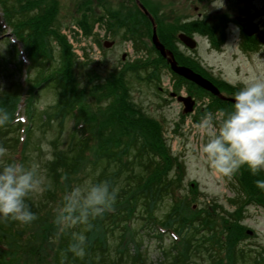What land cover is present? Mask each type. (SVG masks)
I'll use <instances>...</instances> for the list:
<instances>
[{
	"label": "rangeland",
	"instance_id": "1",
	"mask_svg": "<svg viewBox=\"0 0 264 264\" xmlns=\"http://www.w3.org/2000/svg\"><path fill=\"white\" fill-rule=\"evenodd\" d=\"M80 1L56 0L57 7L55 8L52 27L54 26L56 32L64 36L71 46V50L76 56L75 66L72 69L73 77L78 88L86 94L89 106L93 107L94 89L91 88L88 81L96 86L97 83H102V78L111 72L121 71L140 57L146 60L147 54H149V58L146 61L151 60L155 54L151 51L146 53L145 50L134 51L132 41L124 40L120 35L121 31H117V27L113 29V32L108 29L109 26L106 22L109 23V16H103L102 20L94 22L91 33L86 35L87 37L83 36V31L75 26V20L81 15L79 12L81 10L78 9ZM103 1L106 9L111 11L119 10L123 14H130L129 11L139 10L135 0ZM138 1L141 3L140 0ZM144 1L146 7H143L154 21V17L160 21L159 27L166 32L173 31L171 37L173 43H180L177 35L184 33L185 22L193 21V23L198 24L208 22L211 25L212 36L197 33L188 35L186 33L196 42L193 49H188L182 44L177 45L184 55L195 60L196 64L202 66L203 69L212 71L216 74V78L220 76L224 81L233 83L236 80L243 81L252 74L264 77V48L262 49V60L257 59V57L246 60L245 55L236 52L233 39L223 33L226 24L225 26L222 25L224 24L223 20L234 21L239 8H248L249 6L256 10L254 15L261 16L262 19L259 20L264 21V0ZM43 3L44 5L40 9L47 8L51 4L50 0H43ZM37 10L38 8H33L29 13L34 14ZM94 10L96 16L105 14L104 8L99 5ZM249 18L247 16V20ZM3 19L8 22L5 15L0 12V26ZM155 26L157 34L158 24ZM231 28V24L227 23V32L234 36ZM2 29H0V107H4L9 112L11 120L7 126L0 128V146L7 149L6 157L4 161H0V164L23 161L27 164L37 165L40 174L45 178L47 189L43 193H34L28 198V203L37 219L28 225L11 220L0 221V240L3 238L8 239L6 241L15 239L20 246L27 244L24 246L27 248L15 251L16 255L13 254V256L16 258L13 264H50V257L56 245L54 244L55 238L58 234V227L55 224L56 211L62 203L65 192L74 185L97 182L98 178L103 181L104 177L101 175L114 170V166H108L110 163L101 162L95 168H91L90 164L83 161L75 175L74 173L70 174L66 182L62 181L64 184H59L62 189L58 186L57 189L52 190L55 170L51 169L56 165L54 164L56 163L54 153L60 151L69 154L72 152L70 137L71 135L74 136V122L69 115L63 117L59 112L57 116V109L59 110V107L56 106L58 91L50 85L39 88L35 96H31V98H29V91L36 86V78L39 79L59 65L58 49L50 38L47 45L52 51V63L50 64L49 61L48 70L45 73L44 66L41 64V66L28 72L26 76L24 70H18L17 59L21 54L22 46L13 43L14 40L11 35L6 36L9 32L7 28ZM181 30L182 32H179ZM216 31L218 33L214 34ZM150 37L151 34L148 37L149 43ZM211 40L217 43L213 44ZM149 43L147 45L150 48L151 43ZM13 47L17 50V56ZM21 59L26 66V59L20 57ZM41 60L45 63L42 57ZM160 71L158 82L147 79L145 71H128L124 78L131 101L147 117L158 123L173 163L179 165L178 169L173 167L168 174L169 176L180 177L177 185H174L176 191L179 192L178 194L182 198L188 199L192 210L206 211L210 214L209 217L212 222L217 220L215 227L220 224V227L224 225L222 218L234 220L243 227L242 236H234L233 239H230L226 235L225 238H220L221 247L214 245V243H207L206 250L203 246L198 245L197 241L193 242V247L188 252H185L184 245L182 248L180 246L176 248L172 244L176 238L172 234V230L161 228L160 225L155 224L158 221H164L169 211L170 201L165 197L163 200L152 204L150 213H148L151 218L147 216L143 219L141 209V213L134 211L129 232L122 231V226L119 225V230L116 229L115 232L108 234L109 250L113 251L114 249L116 251V247L119 249L129 247L132 252L135 248L142 253L149 264H169L173 261V255L176 252L183 259L181 264H193V262L194 264H218L221 261L223 264H231L233 255L237 258L232 264H264V208L261 207V202H264V188L259 187L256 183L257 180H264V171L254 175L256 180L253 181L255 190L252 196L261 202L245 201L236 180L237 177L240 178L244 174L246 169L241 168L239 172L230 177L219 174L207 163L202 151L208 139L206 130L201 127L203 119L211 114L218 126L228 108L224 105L215 106L212 101L206 100V94L203 93L202 96L205 97V100H202L203 97L201 100L198 98L193 109L183 113L184 105L177 98L187 97L185 90L178 85L177 88H172L169 72L165 68H161ZM26 77L27 81H25ZM13 94L16 98L14 102L13 97H11ZM100 100L101 102L94 104V107L101 111L98 117L103 118L108 107L102 99ZM15 103L16 105H14ZM20 121L23 122L18 126L17 122ZM9 125L12 126L9 127ZM18 127L23 128V130H16ZM136 134L138 135V133ZM137 135H135L136 138ZM17 138L19 142L17 141L18 144H15ZM23 140L25 142L21 145ZM139 157L141 159H132L127 164L132 165L138 174L141 173V170L137 168L138 160H142L143 156ZM114 174L112 182L108 181L118 189L119 197L125 193H131V190L127 188L129 185L130 187L136 186L138 179L134 178L135 184H133L134 181L131 183L127 181L128 174H122L120 170H115ZM239 211L241 213L238 217ZM50 218L53 219L54 225L52 227L49 225V231L46 234L42 227L46 223L50 224ZM231 231H235V229ZM98 232L100 231H96L97 234ZM44 235H46L45 238H41ZM180 235L182 236L183 233ZM196 236L200 240L204 235L199 231ZM240 252L242 256H239ZM9 263H6V259H2L1 264Z\"/></svg>",
	"mask_w": 264,
	"mask_h": 264
},
{
	"label": "trees",
	"instance_id": "2",
	"mask_svg": "<svg viewBox=\"0 0 264 264\" xmlns=\"http://www.w3.org/2000/svg\"><path fill=\"white\" fill-rule=\"evenodd\" d=\"M140 1L145 6V1ZM50 2L49 7L40 9L44 5L43 0H0V12L5 15L9 22L3 19V23L10 28L17 42L21 44L22 51L28 60L26 66L18 62L20 66H18V70H24L26 76L28 72L41 66V64L44 66L45 73L48 70L49 61L50 64L52 63V51L47 45L50 38L54 41V45L58 49L59 65L39 79L36 78V86L29 91V98H31V96H35L39 88L44 85H50L54 90L59 92V94L57 92L58 99L56 102L57 108L59 107L56 113L57 116L59 112L63 117L69 115L74 122V136L71 135L70 137L72 152L69 154L68 152L64 154L60 151L54 153L56 162L54 164L56 165L51 169L55 170L52 190L54 191L58 186L62 189L59 184L66 182L70 174L74 173L75 175L80 163L83 161L90 164L89 166L91 168H95L101 162H107V164L110 163L108 166H114V170H110L109 173H103L104 175H101L104 177V180L112 182L115 170H120L122 174H128L129 177L126 179L130 183L134 181L133 184H135L134 178L138 179L136 186H128L127 189L131 190V193H125L120 197L118 195L117 202L112 209L92 221L93 227L91 231L85 233L87 236L85 257L79 258L74 256L69 251L71 237L68 234H59L58 232L54 242L56 244L54 252L50 257V264H149L142 253L135 248L132 252L129 247L124 249L116 247V251L114 249L110 251L107 235L115 232L116 229L119 230V225L122 226V231L129 232L128 229H131L130 225L134 211H140L141 209L143 214L141 217L144 219L150 216L148 213H150L152 204L163 200L165 197L170 201L169 211L164 221H158L155 224L160 225L161 228L164 227L167 230H172V234L176 236L172 244L176 248H179V246L182 248L184 245L185 252H188L193 247V242L197 241V244L203 246L206 250L205 246H207V243H214V245L221 247L220 238H225L226 235L230 239H233L232 237L234 236H242L243 227L229 218H222L224 225L221 227V224L216 225L217 228L219 227L216 230L217 228L214 225L217 224V220L212 222L209 217L210 214L206 211L201 212L198 209L192 210L188 199L185 197L182 198L178 194L179 192L176 191L177 189L174 185H177L180 177L178 178L174 175L169 176L168 174L173 167L178 169L179 165L178 163H173L158 123L147 117L131 101L124 78L128 71H145L147 79H153L158 82L160 79V70L161 68H165L173 79L187 82L184 78L172 73L168 64L159 53L151 45L150 48L147 45L149 43L148 37L151 34V24L147 17L138 9L135 11H129L128 9L127 12L129 11L130 14H123L119 10L111 11L106 9L103 0L102 2L101 0H81L79 2L78 9L81 10L79 11L81 15L75 20V26L83 31V36L91 33L94 22L102 20L103 16H109V23L106 22L109 26L108 29L113 32V29L117 27V31H121L120 35L124 40L132 41L135 48L134 51L145 50L146 53L151 51L155 54V57L151 60L146 61L149 58V54H147L146 60L140 57L135 59L131 65L129 64L126 68L121 69V71L111 72L102 78V83H97L96 86L88 81L91 88L94 89V94H92L95 99L92 107L89 106L86 100V94L82 92V89L78 88L77 82L72 74L76 56L64 36L56 32L54 26V28L52 27L54 25L53 18L56 12L57 2L56 0H50ZM98 5L104 8L103 12L105 14L100 16L98 14L96 16L94 8ZM33 8H38V10L34 14L29 13ZM154 19L155 23L158 24L157 36L159 40L166 48L172 49L174 44L171 40L173 31H167L169 34H164L163 31H160L162 29L159 27L160 21L155 17ZM210 27L211 25L208 22L198 24L193 23V21H188L184 23L183 30L189 33L210 34L212 36ZM216 43L213 41V44ZM14 50L16 53V48ZM171 52L178 62L186 58L177 54L175 48ZM41 57L45 63H43ZM193 62L196 64L195 60ZM25 81H27V77ZM179 81L178 86L181 85ZM191 87L193 88L194 86L192 85ZM196 91H200L202 94H208L200 88H197ZM96 92L97 95H95ZM11 97H13L14 102L16 100L15 95L13 94ZM100 99L108 107L103 118L98 117L101 111L97 110V107H94V104L99 103V101L101 102ZM214 105L216 106L217 103L215 102ZM20 124L19 122L18 126ZM11 126L9 125V127ZM16 130L18 129L16 128ZM135 135H137V138ZM17 141L18 138L15 144ZM24 142L25 140L21 142V145ZM139 156H143L142 160H138L137 168L141 170L140 174L132 168V165H127L132 159H141ZM252 175L246 170L240 178L237 177L236 181L240 192L245 197V201L261 202L252 196L255 190L253 184L255 182L254 180H256L254 175ZM98 179V181H101L100 178ZM261 203V207L264 208V202ZM240 213L239 211L238 217ZM49 225L51 227L54 225L52 218H50V224L46 223L42 227L46 234L49 231ZM231 226L233 227L232 229ZM234 229L235 231H231ZM83 230V226L75 229V231ZM98 230L100 232L97 234L96 231ZM199 231L204 235L200 240L196 236L199 234ZM181 233H183L182 236L180 235ZM91 234L94 235L91 237ZM45 236H41V238H45ZM6 240L8 239L3 238L0 240V258L6 259V263L10 262L9 264H13L16 258L13 256V254L16 255L15 251L21 248H27L24 247L27 244L20 246L15 239H10V241ZM176 253L173 255V261L169 264H181V260L183 259L180 254ZM240 255L242 256L241 252L239 253ZM12 256L14 258L11 261ZM236 258L237 256H232L233 261H231V264ZM2 259H0V264ZM218 264H223V261Z\"/></svg>",
	"mask_w": 264,
	"mask_h": 264
},
{
	"label": "clouds",
	"instance_id": "3",
	"mask_svg": "<svg viewBox=\"0 0 264 264\" xmlns=\"http://www.w3.org/2000/svg\"><path fill=\"white\" fill-rule=\"evenodd\" d=\"M222 2V0H221ZM238 90L230 110L224 113L217 126L211 114L202 121L207 132L203 146L207 163L217 173L232 176L245 168L257 175L264 171V77L252 74L249 78L233 81ZM11 116L0 107V128L7 126ZM7 149L0 146V161H4ZM264 188V180H257ZM47 185L38 166L23 161L0 164V221L11 220L24 225L37 219L28 198L43 193ZM118 197V189L108 180L74 185L65 192L55 216L59 234L71 237L69 251L74 256L86 255L87 236L96 218L112 209ZM83 226V231L75 229Z\"/></svg>",
	"mask_w": 264,
	"mask_h": 264
},
{
	"label": "flooded vegetation",
	"instance_id": "4",
	"mask_svg": "<svg viewBox=\"0 0 264 264\" xmlns=\"http://www.w3.org/2000/svg\"><path fill=\"white\" fill-rule=\"evenodd\" d=\"M254 14H256V10L254 8H252V6H249L248 8L247 7H241V8H239L238 14L235 15L234 21L233 20H229V21L223 20L224 24H222L224 26L226 24V26L223 28V33L225 35L226 34L229 35L233 39V44L236 47V52L245 55L246 60L247 59L251 60L252 57H257V59H260V60L263 59L262 58V55H263L262 49L264 48V21L259 20V19H262L261 16H255ZM247 16L250 17L248 19L250 22H247L248 21ZM225 21H226V23H225ZM227 23L231 24V27H232L231 31L233 32L235 37L231 33L227 32ZM155 25H156V23H155ZM247 30H253V32L251 34H247L246 33ZM162 31L164 34H166V33L169 34L164 29H162ZM179 32H182V30ZM184 33L185 34L187 33L188 35L194 34L193 32L189 33L186 31H184ZM217 33H218L217 31L214 32V34H217ZM225 39H226V37H225ZM211 42H212V40H211ZM177 44H181V43L175 42L172 47L176 49L177 54H179L183 57H186L185 59H183L184 61L183 60L181 62L177 61V64L181 65V66L188 67L192 71L199 73L201 76H203L204 78H206L210 82H212V84L218 89L220 94L225 99H219L217 96L209 95L210 94L209 93V94H207L208 96L206 95V100L208 99L207 101H210V102L212 101V103L216 102L218 106L224 105V107H226V108H228V110H230V108L234 102V95H235L236 91L238 90V88L234 87L233 83L228 82V81H224V79H221L220 76H219V78H216V74H214L212 71L210 72L208 69L207 70L203 69L202 66L195 64L193 62L192 58H190L188 55L187 56L184 55V53L179 50ZM166 49H168V50L170 49L169 51L172 50L171 48H166ZM173 81H174V85L177 86L179 80L173 79ZM180 82L181 81H179V83ZM187 82H189V81H187ZM187 82H181V85H179V87H182L185 90L186 95L190 96L192 99H194L195 102L198 101L197 99L202 98L203 94L200 91H196L198 88L196 85H194L193 83H187ZM192 85L194 86L193 88L191 87ZM204 98L205 97H203L202 100H205Z\"/></svg>",
	"mask_w": 264,
	"mask_h": 264
},
{
	"label": "water",
	"instance_id": "5",
	"mask_svg": "<svg viewBox=\"0 0 264 264\" xmlns=\"http://www.w3.org/2000/svg\"><path fill=\"white\" fill-rule=\"evenodd\" d=\"M137 6L139 9L143 12V14L150 20L152 25V33L150 37V42L152 46L155 48L156 51L159 52V54L166 60V62L169 65V68L173 73H175L178 76L183 77L189 82H192L196 86L202 88L203 90L211 93L214 96H217L219 99H225L218 89L206 78L202 77L200 74L195 73L191 69L180 66L177 64L176 60L173 57V54L171 51L167 50L164 45L158 40L156 30H155V23L152 19V16L148 13V11L141 5V3L138 0H135ZM253 30H247V34H251ZM178 40L188 49H193L196 45V42L193 38L190 36L180 33L177 35ZM179 101H181L184 105L183 113L190 112L192 110L193 101L187 97H178Z\"/></svg>",
	"mask_w": 264,
	"mask_h": 264
}]
</instances>
